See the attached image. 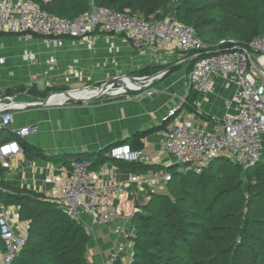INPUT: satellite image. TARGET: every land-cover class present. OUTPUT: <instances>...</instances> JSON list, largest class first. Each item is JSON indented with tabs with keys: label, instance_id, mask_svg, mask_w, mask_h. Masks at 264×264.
Instances as JSON below:
<instances>
[{
	"label": "crops",
	"instance_id": "0c3cea01",
	"mask_svg": "<svg viewBox=\"0 0 264 264\" xmlns=\"http://www.w3.org/2000/svg\"><path fill=\"white\" fill-rule=\"evenodd\" d=\"M57 40L63 45L58 46ZM29 53L36 55L37 64L23 59ZM0 56L6 60L0 66L2 105L11 101L43 102L51 95L71 90L98 92L116 77L133 79L125 86L110 87L108 92L88 102H62L64 95L51 100L52 105L45 108L24 110L14 107V122L2 136L0 133V144L11 138L18 139L14 132L26 125H38L39 132L18 139L23 153L0 165V190L3 195L13 194V188L29 190L58 200L60 187L73 179V161L97 163L92 167L94 185L104 186L110 174L125 185V191L116 200L120 211L117 224L134 235L132 218L137 211L136 204L145 203L151 194L164 192V189L162 186L151 188L130 184V177L154 175L175 168L169 154H160L165 140L163 130L170 122L165 120L169 110L180 105V114L185 120L205 132L214 133L212 117L221 118L225 114L224 101L231 99L236 90L228 79L219 77L213 94H199L190 86L191 65L182 61L176 43L162 48L136 49L122 35L96 33L84 39H71L34 34L25 39L23 34H1ZM50 57L55 58L53 66L46 64ZM145 77L153 79L144 81ZM150 83L154 89L152 96H147L145 91L123 93L126 87L135 89ZM20 88H35L42 97L33 101L22 99L17 93L10 94ZM74 97L87 99L93 96L77 94ZM184 108L188 112L182 114ZM131 141L142 143V151L152 159V164L132 163V168L131 163L109 155L112 148L131 147ZM7 207L14 229L27 237L30 223L21 221L19 205ZM78 222L91 237L88 263L103 264L118 241L113 234L114 225L103 224L88 214H83ZM131 243L132 239L128 244ZM4 253L5 247L0 240V264ZM132 254L133 249L129 250L126 263Z\"/></svg>",
	"mask_w": 264,
	"mask_h": 264
},
{
	"label": "trees",
	"instance_id": "16d2710c",
	"mask_svg": "<svg viewBox=\"0 0 264 264\" xmlns=\"http://www.w3.org/2000/svg\"><path fill=\"white\" fill-rule=\"evenodd\" d=\"M35 1L49 14L67 18L89 9L88 0ZM94 3L145 20L172 16L193 27L210 54L227 49L219 44L222 40L236 39L246 47L253 37L264 35V0ZM19 91L22 99L36 101L42 97L35 88ZM61 96L64 94L53 99ZM131 147L139 151L143 145L131 141ZM96 165L92 162V167ZM12 191L3 195L0 190V199L6 205L18 204L21 221L30 223L14 264H89L91 237L78 220L42 193L17 188ZM136 207L132 218L133 254L129 262L117 264H264V161L243 169L219 158L201 175L175 171L166 191L151 194Z\"/></svg>",
	"mask_w": 264,
	"mask_h": 264
},
{
	"label": "built area",
	"instance_id": "2783aa9c",
	"mask_svg": "<svg viewBox=\"0 0 264 264\" xmlns=\"http://www.w3.org/2000/svg\"><path fill=\"white\" fill-rule=\"evenodd\" d=\"M104 33L124 36L136 49L165 47L176 43L183 62L191 65L188 73L190 86L199 94L215 92V81L225 77L236 88L231 99L224 101L225 114L212 117L215 132L208 133L199 126L185 120L180 114V105L169 110L165 120L173 121L172 127L163 130L165 140L162 153L169 154L180 174L201 175L216 159L226 158L247 169L264 159V35L253 37L246 47L236 39L220 41L227 49L215 54L207 52V45L193 27L179 22L172 16L161 20L144 18L107 7L97 6L89 0V9L75 18L49 14L35 0H0V35L23 34L30 39L33 34L44 38L68 37L84 39L92 34ZM56 44L62 46L61 40ZM23 59L33 65L37 57L26 54ZM0 56V66L5 63ZM46 64L53 66L55 58ZM142 87H136L138 90ZM147 96L154 94L151 83L143 90ZM126 93V91H123ZM0 104V133L14 122L12 109L3 110ZM39 132L36 124L26 125L14 133L18 139H26ZM18 139L0 144V165L23 153ZM109 155L127 163L152 164L142 150L130 146L112 148ZM72 181L60 187L56 200L60 208L72 219L83 214L111 224L118 241L103 264L125 262L133 244L128 242L134 234L117 224L120 211L116 200L125 191V185L118 183L114 174L108 176L104 186L92 182V163L75 160L71 164ZM172 180L168 171L154 175L130 177V184H141L151 188L167 185ZM0 240L5 247L2 264H14V260L25 244L26 236L14 229L7 205L0 199Z\"/></svg>",
	"mask_w": 264,
	"mask_h": 264
},
{
	"label": "water",
	"instance_id": "95a60500",
	"mask_svg": "<svg viewBox=\"0 0 264 264\" xmlns=\"http://www.w3.org/2000/svg\"><path fill=\"white\" fill-rule=\"evenodd\" d=\"M152 79H153L152 77L143 78L144 81H151ZM132 80H133L132 78H129V77H126V76L116 77V78H114L112 80H109L101 88H99L98 89V93L95 96L87 98V99H80V98H75L74 96H72V93L77 92V91H85V89L71 90V91L60 92V93L51 95L50 97H48L43 102L20 103V102L11 101V102H9V103L4 105L3 110L13 109L15 106H18V107H20L21 109H24V110H33V109L45 108V107H48V106L52 105V103L50 101L54 97H56L58 95H61V94L66 95L68 97V100H72V101H75V102H88V101H91V100L95 99L98 96L103 95L110 87H113L116 84L125 86L127 81H132ZM144 89H145V87H142L138 91H143ZM130 91H136V90L126 87V92H130Z\"/></svg>",
	"mask_w": 264,
	"mask_h": 264
},
{
	"label": "rangeland",
	"instance_id": "374dc122",
	"mask_svg": "<svg viewBox=\"0 0 264 264\" xmlns=\"http://www.w3.org/2000/svg\"><path fill=\"white\" fill-rule=\"evenodd\" d=\"M34 35V34H33ZM14 93H17L19 96L18 97H21L22 96V93L18 90L17 92H10V94H14ZM188 112V110H187V108H184L183 110H182V114H185V113H187ZM174 125V122L171 120L169 123H168V127H172ZM262 161H264V159L262 160ZM177 169H176V167L175 168H171L170 170H169V173L170 174H172V173H174L175 171H176ZM162 188L164 189V191H166V186L165 185H163L162 186Z\"/></svg>",
	"mask_w": 264,
	"mask_h": 264
},
{
	"label": "bare ground",
	"instance_id": "6f19581e",
	"mask_svg": "<svg viewBox=\"0 0 264 264\" xmlns=\"http://www.w3.org/2000/svg\"><path fill=\"white\" fill-rule=\"evenodd\" d=\"M109 89H110V88H109ZM109 89H108L106 92H108ZM97 93H98V92H95V91H92V92H91V91H87V90H85V91H77V92H74V93H72V96H75V95H77V94H88V95H90V96H95ZM66 100H68V97H67V96L62 100V102L66 101ZM62 102H60V103H62ZM15 107H17V106H15Z\"/></svg>",
	"mask_w": 264,
	"mask_h": 264
}]
</instances>
